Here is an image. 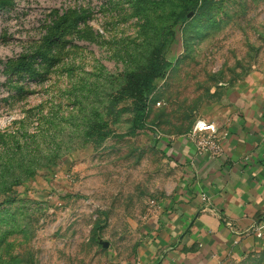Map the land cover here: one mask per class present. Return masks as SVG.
<instances>
[{
    "label": "rangeland",
    "instance_id": "374dc122",
    "mask_svg": "<svg viewBox=\"0 0 264 264\" xmlns=\"http://www.w3.org/2000/svg\"><path fill=\"white\" fill-rule=\"evenodd\" d=\"M262 74L264 0H0V264H129L170 145Z\"/></svg>",
    "mask_w": 264,
    "mask_h": 264
},
{
    "label": "crops",
    "instance_id": "0c3cea01",
    "mask_svg": "<svg viewBox=\"0 0 264 264\" xmlns=\"http://www.w3.org/2000/svg\"><path fill=\"white\" fill-rule=\"evenodd\" d=\"M208 121L222 154L200 155L186 136L170 145L181 176L158 200L160 212L143 221L129 264H224L264 249V228L256 235L264 227V75Z\"/></svg>",
    "mask_w": 264,
    "mask_h": 264
},
{
    "label": "built area",
    "instance_id": "2783aa9c",
    "mask_svg": "<svg viewBox=\"0 0 264 264\" xmlns=\"http://www.w3.org/2000/svg\"><path fill=\"white\" fill-rule=\"evenodd\" d=\"M218 134V128L213 123L198 119L193 124L191 130L186 134V137L193 144L198 154L208 153L211 157L216 158L222 154ZM161 209V204L158 200H151L145 218L148 219L156 216ZM263 228L262 225L256 226V235L258 238L262 236Z\"/></svg>",
    "mask_w": 264,
    "mask_h": 264
},
{
    "label": "trees",
    "instance_id": "16d2710c",
    "mask_svg": "<svg viewBox=\"0 0 264 264\" xmlns=\"http://www.w3.org/2000/svg\"><path fill=\"white\" fill-rule=\"evenodd\" d=\"M167 68L166 64H160L156 61L150 62L143 72L136 75V78L132 80L136 102L134 103V120L130 134H134L137 129H144L147 98L155 90L153 85L155 79L160 77Z\"/></svg>",
    "mask_w": 264,
    "mask_h": 264
}]
</instances>
